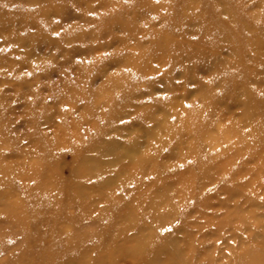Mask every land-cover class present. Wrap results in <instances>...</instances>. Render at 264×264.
Wrapping results in <instances>:
<instances>
[{
	"label": "rangeland",
	"instance_id": "obj_1",
	"mask_svg": "<svg viewBox=\"0 0 264 264\" xmlns=\"http://www.w3.org/2000/svg\"><path fill=\"white\" fill-rule=\"evenodd\" d=\"M0 264H264V0H0Z\"/></svg>",
	"mask_w": 264,
	"mask_h": 264
},
{
	"label": "bare ground",
	"instance_id": "obj_2",
	"mask_svg": "<svg viewBox=\"0 0 264 264\" xmlns=\"http://www.w3.org/2000/svg\"><path fill=\"white\" fill-rule=\"evenodd\" d=\"M139 110V109H138ZM250 121H251V119H250ZM255 122V121H254ZM253 123V122H252ZM149 144V143H148ZM148 147V146H147ZM101 164V163H100ZM103 164V163H102ZM151 164H153V162H151ZM100 166V168L101 167H104V168H102L100 171H101V174L102 175H105V173H107L108 171L107 170H109V168H108V165L106 164V163H104V165H98V167ZM151 166V165H150ZM99 168V169H100ZM152 168V167H151ZM111 178H107V185H109V186H112L113 185V180L111 179ZM110 188V187H109ZM105 204V203H104Z\"/></svg>",
	"mask_w": 264,
	"mask_h": 264
}]
</instances>
